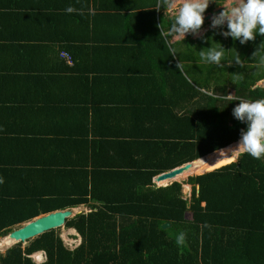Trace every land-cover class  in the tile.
<instances>
[{
    "label": "trees",
    "instance_id": "1",
    "mask_svg": "<svg viewBox=\"0 0 264 264\" xmlns=\"http://www.w3.org/2000/svg\"><path fill=\"white\" fill-rule=\"evenodd\" d=\"M158 2L0 0V238L88 209L65 221L75 249L53 229L0 252V264H264V157L199 175L247 123L177 68L165 35L175 17ZM206 155L171 180L190 179L188 200L183 183L152 181Z\"/></svg>",
    "mask_w": 264,
    "mask_h": 264
},
{
    "label": "clouds",
    "instance_id": "2",
    "mask_svg": "<svg viewBox=\"0 0 264 264\" xmlns=\"http://www.w3.org/2000/svg\"><path fill=\"white\" fill-rule=\"evenodd\" d=\"M213 0H159L157 10L164 8L166 12L176 10L174 22L169 29V35L174 39H183L186 34H198L204 24V13ZM218 15L212 17L211 26L217 28L227 25L228 31L221 34L233 41L239 40L241 44L254 41L259 36H264V0H231L227 7H222ZM78 10L69 5L65 12L71 14ZM161 35L163 30L161 24L158 25ZM212 46L199 52L202 61L209 64L221 66L225 50L219 45ZM173 53L175 49H172ZM259 57V62L264 64V42H261L252 58ZM236 63L241 64L237 58ZM177 68L183 73V65L180 62ZM212 95L207 89H201ZM224 99H232V95H223ZM233 116L242 123H247V130H241V138L234 150H231L232 162H236L239 154L247 153L254 159L264 157V98L257 100H239L233 109ZM224 153V152H220ZM206 227L208 225H205ZM176 243L183 246L186 243V233L180 232L176 237Z\"/></svg>",
    "mask_w": 264,
    "mask_h": 264
},
{
    "label": "crops",
    "instance_id": "3",
    "mask_svg": "<svg viewBox=\"0 0 264 264\" xmlns=\"http://www.w3.org/2000/svg\"><path fill=\"white\" fill-rule=\"evenodd\" d=\"M229 2L230 0L225 1V3L227 4ZM220 4L221 2L220 0H218L217 6H219ZM212 7L213 6L209 5L210 9H212ZM218 8L216 7L215 10ZM173 12H175V10L166 12L165 9L163 8V10L158 12V15L160 14L166 16L169 19L176 16V14L172 15ZM205 14L206 13H204V15ZM212 17L213 15H210L208 19L204 20V24L198 34L195 35L191 33L186 34L184 40L174 39L173 36L171 35L169 38V45L171 46V50L175 49V52L173 54L178 59V64L181 62L183 65V74L185 75L187 80L193 83V85L196 88L200 87L198 88L200 89V91L201 89H207L209 92L212 93V95H209L202 91L201 92L206 95L218 98L220 100L231 102L233 103V105H237V102H239V100L245 99L244 97L242 98L239 96L240 93L237 94V90L239 92L243 91V90L240 91L241 85L246 86L250 90H254L257 88L259 89L264 88V64L259 62V57L252 58L254 54V52H252L253 49L257 51L260 45L258 47L257 46L252 47L250 41L247 42L246 44H241L239 40L233 41V39L230 36L225 38L221 33L228 31L227 25L225 24L217 28H212V26H210ZM215 34L220 35L221 38H223L226 42H228L229 45V51L228 53H225L224 58L221 60L220 67H218L214 63L209 64L202 61L199 56L200 51L208 49L207 46H205L204 44L200 45L199 42L203 38H206L204 42H209L210 41L209 36L210 35L213 36ZM165 35H169V30L165 32ZM236 48H238L239 50ZM237 58L241 60V64L236 63ZM221 71H224V74H222ZM233 75H234V81L231 82ZM227 77L229 80H226ZM223 95H232V99L230 100L224 99ZM197 105H200V103L198 102ZM175 180L177 181L178 178ZM167 183L169 182L163 181V183L158 182L157 184L155 183L154 184L158 186H163ZM80 207H85V206H80ZM74 209L75 208H73V210ZM84 210L88 212V209L87 210L84 209ZM76 236H77L76 239H79V244H80L81 238L77 233ZM79 244L76 247H78ZM43 257L45 258L44 253L41 252L40 262L45 260Z\"/></svg>",
    "mask_w": 264,
    "mask_h": 264
},
{
    "label": "water",
    "instance_id": "4",
    "mask_svg": "<svg viewBox=\"0 0 264 264\" xmlns=\"http://www.w3.org/2000/svg\"><path fill=\"white\" fill-rule=\"evenodd\" d=\"M221 11H223V9L218 8L215 11H213L211 13V15L215 16L216 14H219ZM208 18H209V16L205 17L204 20H206ZM237 142H235V143H237ZM245 154H247V153H244L243 155H245ZM237 158H238V156H237ZM195 161L196 160L191 161V162H187L181 166H178V167H175L169 171L163 172V173L155 176L152 181L154 183L155 182H163V181L169 182L166 185L171 184L172 182H177V181H170V180H173L177 175L190 170L193 167V163ZM237 161H238V159L236 160V162ZM231 163H235V162H232L231 160L229 161V159H224L221 162L215 163L210 168L202 170L199 175L207 174L209 172L220 169L221 167H224V166L231 164ZM199 175H196V176H199ZM166 185H164V186H166ZM157 187H160V186L157 185ZM80 213H81L80 211H77L76 213H74L73 209H65V210H56V211H53V212H50L47 214L37 216V217L19 225V226H17L7 236L3 237L2 239L8 238L12 242V244L7 246V248H9L12 245L19 243V242L22 244H25L27 240L33 239L36 236H39L45 232H48V231L53 230V229H58V228L64 227L66 219H70L73 216H75L76 214H80ZM167 227H169V223H165L162 225V228H167Z\"/></svg>",
    "mask_w": 264,
    "mask_h": 264
},
{
    "label": "rangeland",
    "instance_id": "5",
    "mask_svg": "<svg viewBox=\"0 0 264 264\" xmlns=\"http://www.w3.org/2000/svg\"><path fill=\"white\" fill-rule=\"evenodd\" d=\"M175 14H176V10H175V12L172 13V15H175ZM209 37H210V41L209 42H204L206 40V38H203L199 42V44L200 45H203L204 44L205 46H207V48H210L212 46H216L215 44H219V45H221L224 48L225 53H228V51H229L228 42H226L223 38H221L220 35H216L215 34L213 36L210 35ZM261 42H264V39L263 38L260 41L259 40L256 41V39L254 41H250V44H251L252 47H254V46H257L258 47L261 44ZM257 43H259V44H257ZM236 49H238V48H236ZM236 49H234V50H236ZM255 51L256 50L253 49L252 52H255ZM216 70H218V69H216ZM221 73L224 74V71H221ZM224 79H225V77H224ZM226 80H229L228 77H227ZM233 81H234V75H233V77L231 79V82H233ZM231 150H228L227 152L228 153H231L230 152ZM230 157H231V155L229 156V158ZM226 159H228V157ZM194 173H193V175H195ZM190 176H192V175L190 174ZM189 180L190 179H188V180L186 179V180H183V181H180L179 179L177 180V182L183 183V185H182V193H183L184 197L187 200L190 198V192H191V189H192V184L188 183ZM164 182H166V181H164ZM84 209L87 210V207H80V209L78 207V209H74V210H76V211H74V213H76L77 211H81V212H85L86 213L87 211H85ZM187 218H189V216H187ZM57 233L60 236V238L62 239L64 245L66 247H68L70 250L73 249V248H75L79 244V239H76L77 236H76L75 231H70L69 229L65 228V226H64V227L58 228L57 229ZM72 243H74V244H72ZM11 244H12V242L8 238H5V239L0 238V249H1L0 252L3 253L4 250L7 248V246H9ZM34 257H37V255H32V258L33 259H34Z\"/></svg>",
    "mask_w": 264,
    "mask_h": 264
},
{
    "label": "flooded vegetation",
    "instance_id": "6",
    "mask_svg": "<svg viewBox=\"0 0 264 264\" xmlns=\"http://www.w3.org/2000/svg\"><path fill=\"white\" fill-rule=\"evenodd\" d=\"M225 1H226V0H224V1H221V0H220L221 4H220L219 6H217V4H218V0H213V2L209 4L210 6H213L212 9H210V8L208 7L207 11L205 12L206 14L204 15V17H205V16H208V15L210 16L211 13L215 10L216 7H217V8H218V7H219V8H222V7H227V6H229L230 3H231V0H230V2H229L228 4L225 3ZM214 5H215V7H214Z\"/></svg>",
    "mask_w": 264,
    "mask_h": 264
},
{
    "label": "bare ground",
    "instance_id": "7",
    "mask_svg": "<svg viewBox=\"0 0 264 264\" xmlns=\"http://www.w3.org/2000/svg\"><path fill=\"white\" fill-rule=\"evenodd\" d=\"M231 145H233V144H231ZM231 145H229L228 147H230ZM228 147H226V148H228ZM226 148H223V149H226ZM233 148H236V146L235 147H233ZM232 148V149H233ZM223 149H220V150H218V151H221V150H223ZM218 151H215V152H218ZM215 152H213V153H215ZM213 153H211V154H213ZM211 154H209V155H211ZM209 155H206L205 157H203V158H201V159H198V160H196L194 163H196V162H198V163H200V162H202V161H204ZM193 174V173H192ZM194 174H196V173H194ZM156 184L158 183V182H155ZM76 209V208H75ZM74 230V229H73ZM9 249V248H8ZM38 253V252H37ZM36 254V253H35ZM34 255V254H33ZM38 262V261H37Z\"/></svg>",
    "mask_w": 264,
    "mask_h": 264
},
{
    "label": "built area",
    "instance_id": "8",
    "mask_svg": "<svg viewBox=\"0 0 264 264\" xmlns=\"http://www.w3.org/2000/svg\"><path fill=\"white\" fill-rule=\"evenodd\" d=\"M61 56L66 58L67 64H71V61L69 60L68 56L65 53L61 52Z\"/></svg>",
    "mask_w": 264,
    "mask_h": 264
}]
</instances>
